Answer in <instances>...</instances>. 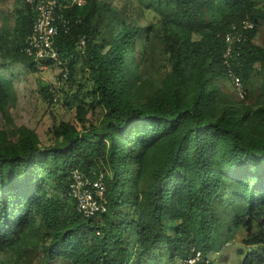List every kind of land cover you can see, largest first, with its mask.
<instances>
[{
  "label": "trees",
  "instance_id": "obj_1",
  "mask_svg": "<svg viewBox=\"0 0 264 264\" xmlns=\"http://www.w3.org/2000/svg\"><path fill=\"white\" fill-rule=\"evenodd\" d=\"M10 1L0 70L10 57L38 71L21 50L36 10L27 0ZM125 1L123 9L121 0H87L65 11L73 23L56 48L69 84L81 61L83 80L67 96L80 100L77 122L55 126L47 145L33 128L0 122V252L22 264H174L195 247L204 255L198 264H213L219 214L232 208L243 243L264 248V43L255 41L264 5L136 0L159 15L164 43L159 64L146 69L157 27L134 24L133 0ZM246 18L255 27L230 62L247 88L237 100L218 81L227 77L224 36ZM84 87L91 102L78 97ZM41 93L54 102L49 84ZM16 100L14 82L0 73V119L11 120ZM96 106L104 110L97 124L88 117ZM76 168L104 174L107 211L86 218L77 210L70 195Z\"/></svg>",
  "mask_w": 264,
  "mask_h": 264
},
{
  "label": "rangeland",
  "instance_id": "obj_2",
  "mask_svg": "<svg viewBox=\"0 0 264 264\" xmlns=\"http://www.w3.org/2000/svg\"><path fill=\"white\" fill-rule=\"evenodd\" d=\"M126 1L121 0L119 7L123 9ZM128 12L134 24L147 26L153 24L157 27L156 32L152 33L150 40L149 55L147 58L146 69L154 68L159 64L162 57V50L164 47L159 35H161V27L159 24V15L155 14L150 8L145 7L138 1H128ZM261 5H264V0H259ZM13 7L10 0H0V28L4 24L5 14H9ZM10 38L12 34L8 35ZM257 43H264V23L260 26L258 34L255 38ZM80 58V57H79ZM81 60V58H80ZM81 61L75 64L76 80L69 84L67 81H60L59 67L51 66L46 70L32 71L28 66L23 63L14 62L7 57L3 59L2 68L0 73L3 76L11 79L17 90V100L10 107L11 120L6 121L3 117L0 119L2 124H7L10 127L25 125L36 130L43 144H49L54 141V127L58 126L61 122L70 121L77 122L74 107L76 102L80 101L78 98H67L73 92H77L78 85L82 81V72L80 69ZM222 84L223 88L231 93L237 100L245 99L236 94V91L230 82L225 77L218 81ZM49 84L52 91L56 94L54 102H49L44 99L41 93V85ZM85 87L82 89L78 97H84L85 101L91 102V98L86 95ZM80 93V92H79ZM69 99V101H68ZM104 110L100 106H96L95 111L89 112L88 117L97 124L102 118ZM235 209L220 212L219 222L216 229L215 244L216 249L209 254V258L213 264H264L258 261V256L264 255V248L257 245H245L243 237L245 236L242 228H237L232 222ZM28 257L26 263L30 262V255L24 253ZM34 264H38L37 259ZM0 264H22L19 258L11 252H0ZM52 264H60L54 262ZM63 264V263H61ZM65 264V263H64ZM174 264H180L179 260Z\"/></svg>",
  "mask_w": 264,
  "mask_h": 264
},
{
  "label": "built area",
  "instance_id": "obj_3",
  "mask_svg": "<svg viewBox=\"0 0 264 264\" xmlns=\"http://www.w3.org/2000/svg\"><path fill=\"white\" fill-rule=\"evenodd\" d=\"M27 1L36 10V18L32 32L26 38L21 50L32 57L41 70H46L51 66L59 67V83L66 81L69 77V68L56 48V39L61 32H68L73 23L65 11L73 5H84L87 0H65L64 2L61 0ZM254 27L255 22L246 18L241 23L233 25L224 36L226 43L224 64L228 68L227 78L241 98L246 97L247 88L241 77L233 70L230 62L238 47L237 45L245 39V31ZM85 47L86 38L83 37L79 42L78 49L84 52ZM70 178V195L76 202L77 210L83 216L92 218L98 213L107 211L106 186L102 172L92 178L76 168L72 171ZM203 259L202 250L194 247L189 255L180 257L178 260L180 264H198Z\"/></svg>",
  "mask_w": 264,
  "mask_h": 264
}]
</instances>
